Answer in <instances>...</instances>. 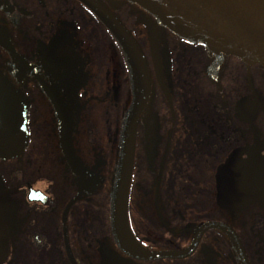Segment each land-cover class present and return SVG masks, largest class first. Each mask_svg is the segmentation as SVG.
<instances>
[{"label":"flooded vegetation","instance_id":"af4514ba","mask_svg":"<svg viewBox=\"0 0 264 264\" xmlns=\"http://www.w3.org/2000/svg\"><path fill=\"white\" fill-rule=\"evenodd\" d=\"M0 74L26 129L0 264H264V67L127 0H0ZM130 130L131 257L109 219Z\"/></svg>","mask_w":264,"mask_h":264},{"label":"water","instance_id":"95a60500","mask_svg":"<svg viewBox=\"0 0 264 264\" xmlns=\"http://www.w3.org/2000/svg\"><path fill=\"white\" fill-rule=\"evenodd\" d=\"M152 15L159 26L180 39L233 56L245 64L264 67V0H127ZM96 12V11H95ZM100 16L99 11L96 12ZM112 26V25H111ZM113 27V26H112ZM132 61L138 67L136 57ZM142 76V74H141ZM5 92V93H4ZM0 74V158L18 156L24 149L25 123L15 96ZM132 168L131 130L123 139L110 197L113 240L132 256L127 202ZM7 240L0 216V262Z\"/></svg>","mask_w":264,"mask_h":264},{"label":"clouds","instance_id":"9594fccd","mask_svg":"<svg viewBox=\"0 0 264 264\" xmlns=\"http://www.w3.org/2000/svg\"><path fill=\"white\" fill-rule=\"evenodd\" d=\"M37 242H39V241H37Z\"/></svg>","mask_w":264,"mask_h":264}]
</instances>
